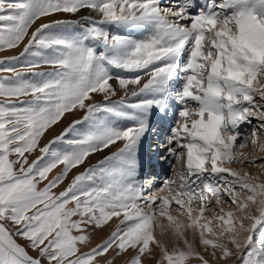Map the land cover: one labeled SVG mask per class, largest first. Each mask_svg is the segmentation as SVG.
I'll return each mask as SVG.
<instances>
[{"label": "snow or ice", "instance_id": "1", "mask_svg": "<svg viewBox=\"0 0 264 264\" xmlns=\"http://www.w3.org/2000/svg\"><path fill=\"white\" fill-rule=\"evenodd\" d=\"M85 10L30 32L42 18ZM21 44L18 56L0 59V73H11L0 76V264H116L125 256L123 264H144L157 251L155 264H209L189 229L213 259L264 264V162L240 151L249 143L242 124L255 118L264 130V0H0V52ZM45 66L54 71H31ZM74 111L82 117L40 147ZM250 138L264 152L256 127ZM244 162L260 173L230 167ZM174 163L182 166L175 179L149 191L154 169ZM113 220L110 235L91 246L92 232ZM157 230L177 244L170 249Z\"/></svg>", "mask_w": 264, "mask_h": 264}, {"label": "rangeland", "instance_id": "2", "mask_svg": "<svg viewBox=\"0 0 264 264\" xmlns=\"http://www.w3.org/2000/svg\"><path fill=\"white\" fill-rule=\"evenodd\" d=\"M199 2V1H198ZM169 2L166 4L168 5ZM164 5V6H166ZM88 12L82 11L81 13L77 14V16H71L69 14H63V13H57L54 14L51 17H46V18H42L41 20L37 21L35 25H33V28L30 29V32L32 30L35 29V27L39 26V24L41 23H48L51 22L53 20H57V19H79V16L81 15H87ZM98 19V18H97ZM106 30L112 32V33H119V34H123V35H128L129 37H135V39H144L146 38V36L148 35V33L146 31H143L141 33H137L135 34L134 29H117L115 26H105ZM71 31H78V29H73ZM134 39V38H133ZM27 42V40H25V43ZM91 44V42H89ZM23 44L20 45V47L13 49V50H9V51H4V52H0V59H5L7 57H11V56H18L19 53L23 50ZM99 51V49H98ZM7 66V65H5ZM16 67H21L20 65H16ZM31 71H36V72H43V73H52L54 71V69L50 68V67H41L38 69H34ZM31 71L29 70H25L22 72V75L25 76V78H32L31 76ZM11 75V73H7V72H2L0 73V76H9ZM127 75V74H126ZM45 79L50 78L49 76H45ZM112 83H115L114 81ZM262 83H264V79H262ZM119 96L116 97V99H118ZM24 99L26 100H30L31 97H25ZM98 100L102 99L101 97H97ZM254 99H256L257 101L260 100V97L257 96ZM82 113L78 112V111H74V112H70V113H65L64 117L60 120L59 123H57L56 125H53L52 128H50L45 134L44 136L41 138L40 140V147H43L45 144H47L50 140L54 139L56 136H58L73 120L75 119H79L82 117ZM252 120L251 124H242L241 125V129L242 131L249 135V143L248 146L244 149H241L240 151L243 152L245 155L249 156L250 158L255 156L257 157V163L260 162H264V152H260L258 150V147L256 149L253 148L252 144H251V138H250V132L251 129L253 127H256L258 130V135H259V141H258V146L259 145H264V130L259 129V121H257L255 118H250ZM150 142H155L154 137L152 138V140ZM122 146V142H118V144L113 145L107 149H104L102 152H98V153H94L92 155H90L83 164H81L78 168L73 169L69 174L68 177L65 179L64 183L61 184L58 188L53 189V192L56 194H59V192L63 191L68 184L71 182L72 178L83 172L85 169L92 167L93 165L97 164L101 159H104V157L106 156H110L112 155L114 152H116L118 150V148ZM40 153L37 150L36 152H34L31 156H29V160H34L37 156H39ZM242 159V157H241ZM230 167H232L234 170L237 171H247L252 175H256L260 173V169L256 168V167H250L248 165L247 162H244L243 164L240 163H234L232 165H230ZM63 168V165L58 166L56 169H54L50 174H49V179H52L53 177H55L56 175H58L61 170ZM176 164L174 163L173 166H168L165 165L163 169H159L157 171V173H159L160 176H158V180L155 181V187H159L162 183H163V179L165 177H168L170 179H175L176 174L179 172L178 170L176 171ZM156 170V169H154ZM164 176V177H163ZM231 179V178H229ZM260 181L264 182V175H261L260 177ZM44 183H47V181H45ZM43 185H41L42 187ZM155 188V190H156ZM155 190H153V194L155 193ZM163 193H161L162 195ZM226 198V197H225ZM212 204L215 205V200H212ZM225 209H228V205L225 204L224 205ZM198 211V208H197ZM218 211V209H217ZM172 215L173 216H177L178 214L175 211H172ZM206 216H211L212 213L211 212H206L205 213ZM180 220L182 222H187L185 217H179ZM116 221L113 220L112 222H110L109 226H105L101 229H97L94 232H92V243L91 246H95L96 244H99L101 242H103V240H105L111 233L112 230L115 229L116 227ZM9 227L10 230H12V226L9 224L7 225ZM190 230V229H189ZM187 230L185 232L186 238L188 239V241L190 243L193 244V247L195 248V250L197 252H199L201 255L204 256V258L206 260H208L209 264H239V261H237L235 258H231L227 261L224 260H219V259H213L212 256L210 255V250L209 251H205L204 247L202 245H200L199 243V238L197 235L193 234V236L191 237L190 231ZM91 231V230H90ZM259 236V230L257 232V238ZM157 237L161 240H163L167 246L171 249L174 245L177 244L176 240L174 239V237L171 236V234H166L165 236H160L159 230H157ZM18 242L21 244H24L25 241L20 240L18 238ZM179 247H183V242H179L178 244ZM254 246H255V240H254ZM228 247H232L231 245H228ZM235 250V249H233ZM33 255H35V253H32ZM113 255V253H109V258ZM217 255L219 256V253H217ZM159 253L158 251L156 253H154L151 256H147L144 259V264H155V260L158 259ZM129 259V256H125L123 257V260H127ZM123 260L118 259L116 264H123ZM101 264H103V262H101ZM189 264H200V261L193 259L189 262Z\"/></svg>", "mask_w": 264, "mask_h": 264}, {"label": "bare ground", "instance_id": "3", "mask_svg": "<svg viewBox=\"0 0 264 264\" xmlns=\"http://www.w3.org/2000/svg\"><path fill=\"white\" fill-rule=\"evenodd\" d=\"M198 1L201 2V0H198ZM168 2H170V0H161V4H162V5H166ZM134 31H135V34H137V33H141V32H143V31H145V30H143V29H138V28H137V29H134ZM130 38H132V39L134 38V39H135L134 36H133V37L130 36ZM137 39H138V38H137ZM167 167H168V166H167ZM181 168H182V166H181L180 164H176V168H175L176 171L178 170V171L180 172V171H181ZM158 170H159V169H156V170H154V171L157 173ZM158 176H160L159 173H157V180L159 179ZM163 177H164V176H163ZM157 180H156V181H157ZM155 188H156L155 185H153V187H152L149 191H152V192H153V190H155ZM189 231H190V234H191V237H192L193 234H194V230H191V229H190Z\"/></svg>", "mask_w": 264, "mask_h": 264}]
</instances>
